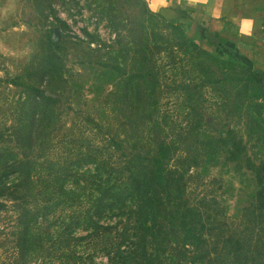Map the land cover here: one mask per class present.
<instances>
[{"label": "rangeland", "instance_id": "374dc122", "mask_svg": "<svg viewBox=\"0 0 264 264\" xmlns=\"http://www.w3.org/2000/svg\"><path fill=\"white\" fill-rule=\"evenodd\" d=\"M181 4L0 0V264H139L144 238L153 264H264V70ZM136 148L181 174L196 246L138 228Z\"/></svg>", "mask_w": 264, "mask_h": 264}, {"label": "trees", "instance_id": "16d2710c", "mask_svg": "<svg viewBox=\"0 0 264 264\" xmlns=\"http://www.w3.org/2000/svg\"><path fill=\"white\" fill-rule=\"evenodd\" d=\"M166 151L171 150L167 147H160L159 152L163 150ZM138 152H140L139 148H136ZM150 152V153H149ZM152 152V153H151ZM149 153L147 157V161H144V158L141 157V152L137 156L139 158V162L135 163L134 159H127L131 168V172L129 175V186L127 189L132 194V199L136 200V209L134 210L136 214V221L141 224L138 228L141 230L142 228V220H145L148 216H156L158 222V231L166 229L167 227H181L182 232L186 233V229L192 231L195 235L193 237H186L187 241L195 245L192 240L199 241V236L197 235L196 222L194 219V213L196 212L194 208L188 207L187 203L182 202L178 196V190L181 188V182L177 181L181 178V174L175 176L173 170H168L164 173H160L159 165L162 166V160H166L167 157L164 155H157L153 151H147ZM160 176L161 180H166L165 188L163 189L165 192V196L154 194L152 190V184L157 180ZM170 182L167 183V181ZM150 192V193H149ZM101 206L102 201H98ZM197 213V212H196ZM171 228H168L166 231L161 232V235L170 234L169 231ZM157 232V233H159ZM177 230H174V235L177 234ZM142 244L140 245L139 251L138 246L133 248L132 253L139 254L140 259H138L139 264H153V257L148 250L147 243L145 238L142 239ZM196 246V245H195Z\"/></svg>", "mask_w": 264, "mask_h": 264}, {"label": "crops", "instance_id": "0c3cea01", "mask_svg": "<svg viewBox=\"0 0 264 264\" xmlns=\"http://www.w3.org/2000/svg\"><path fill=\"white\" fill-rule=\"evenodd\" d=\"M197 18L221 24L219 36L243 43L253 62L264 70V0H180Z\"/></svg>", "mask_w": 264, "mask_h": 264}]
</instances>
